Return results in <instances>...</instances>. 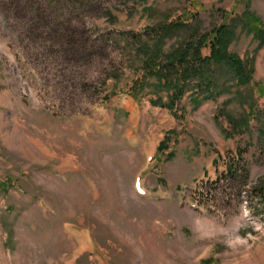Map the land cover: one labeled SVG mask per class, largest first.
<instances>
[{"label": "rangeland", "instance_id": "374dc122", "mask_svg": "<svg viewBox=\"0 0 264 264\" xmlns=\"http://www.w3.org/2000/svg\"><path fill=\"white\" fill-rule=\"evenodd\" d=\"M247 10L264 23V0H0V264H264ZM173 22L166 51L224 26L250 83L217 73L223 94L193 80L171 103L135 42Z\"/></svg>", "mask_w": 264, "mask_h": 264}, {"label": "trees", "instance_id": "16d2710c", "mask_svg": "<svg viewBox=\"0 0 264 264\" xmlns=\"http://www.w3.org/2000/svg\"><path fill=\"white\" fill-rule=\"evenodd\" d=\"M244 14V25L250 26L248 28L255 33L260 42L259 46H264L263 20L249 10ZM181 25L174 22L170 25L160 24L155 27L154 32L148 31L153 42H135L137 53L143 60L141 70L158 79L159 86L165 85L167 89H174L171 103L182 97L185 93L184 85L193 80L199 81L196 86L198 91H203L208 97H213L215 93L223 94L224 92L216 91L217 73L231 75L230 80H236L238 86L250 83L255 73L254 59L246 62L228 51L230 42L227 37L230 34L225 35L224 26L218 27L213 36L201 35L199 39L191 36L184 45L166 51L164 42L170 37L171 27H182ZM205 49H209V54H204ZM145 81L140 82V90H133V93L142 91Z\"/></svg>", "mask_w": 264, "mask_h": 264}, {"label": "clouds", "instance_id": "9594fccd", "mask_svg": "<svg viewBox=\"0 0 264 264\" xmlns=\"http://www.w3.org/2000/svg\"><path fill=\"white\" fill-rule=\"evenodd\" d=\"M258 224H260L261 225V227H264V223H260V222H258ZM236 240H241L242 239V237H240V236H236V237H234Z\"/></svg>", "mask_w": 264, "mask_h": 264}]
</instances>
